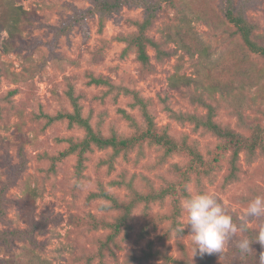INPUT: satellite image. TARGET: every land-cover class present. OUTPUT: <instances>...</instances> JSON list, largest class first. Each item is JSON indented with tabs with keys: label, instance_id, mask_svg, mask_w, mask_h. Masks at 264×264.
<instances>
[{
	"label": "rangeland",
	"instance_id": "rangeland-1",
	"mask_svg": "<svg viewBox=\"0 0 264 264\" xmlns=\"http://www.w3.org/2000/svg\"><path fill=\"white\" fill-rule=\"evenodd\" d=\"M91 6L88 0H0V229L14 230L8 234L11 246L0 244V264H178L171 260L206 258V264H259L264 246L252 241V251L241 254L236 244L255 240L264 224V217L246 215L249 200L264 196V58L243 43L221 0L161 2L146 34L164 53L148 45L147 65L128 46L134 22L146 10L121 5L102 29L97 15L88 16L85 36L76 16ZM234 7L264 46V0H234ZM91 77L113 87L90 83ZM70 87L93 129L118 138L145 128L122 88L136 91L157 131L166 130L180 148L165 155L164 147L143 141L112 158L111 148L93 147L78 174L76 153L57 156L67 138L81 139L84 130L68 128L65 120L47 124L44 117L72 110ZM208 105L217 125L255 142L252 152L240 151L232 177L231 141L187 117L205 120ZM185 145L199 154L198 161ZM101 190L114 201L90 196ZM195 193L214 194L234 222L252 233L238 231L220 254L193 255L189 226L182 234L176 229L186 219L183 200Z\"/></svg>",
	"mask_w": 264,
	"mask_h": 264
},
{
	"label": "trees",
	"instance_id": "trees-1",
	"mask_svg": "<svg viewBox=\"0 0 264 264\" xmlns=\"http://www.w3.org/2000/svg\"><path fill=\"white\" fill-rule=\"evenodd\" d=\"M91 2L92 6L88 8L84 13L80 14L79 16H76V22H78L82 29L85 36L88 35V25L86 23V17L88 16H98V25L99 29H102L104 27V20L106 17H108L111 13L115 12L121 5L125 4H131V5H138L143 7L146 10V14L144 16V19L142 21H135L134 25L136 26V32L133 36L129 38L128 46H133L136 51V58L142 65H147L150 61V56L147 51V46L150 45L154 47L157 51V53H164L161 52L157 44L147 36L146 32L149 29L154 17L155 12L158 9L161 2L168 1V0H159V1H153V0H88ZM222 4V11L224 14V17L226 20L231 23L237 33L240 35L241 40L246 45V47L253 53H258L264 58V46L258 44L253 36V26L252 24L244 17V15L235 10L234 7V0H221ZM90 83L94 84H104L110 87H113L112 84L101 77H91ZM175 82H172V84ZM123 92L126 95L131 96L132 107H137L139 111L141 112L142 117L144 118L145 122V128L142 131H139L130 137L127 138H118L116 135H111L109 137H104L100 135L98 132H96L89 119L84 117L82 115V107L80 102L78 101V96L74 95L73 89L70 87L67 91V96L70 100V104L72 106L71 111L66 112H59L55 115H47L44 114V117L47 119L46 123L51 124L58 120H65L67 122L68 128L73 127L74 125H77L81 127L84 130V135L81 139L74 140L72 137H69L66 139L68 146L66 149L59 154L57 157H64L72 153L77 154V163H76V171L79 174L82 167H83V161L85 160V154L90 151L93 147H97L99 149H106L111 148L112 154L111 157L114 158L120 154V152L123 149H128L133 146H135L138 143H141L143 141L148 142L149 144H155L159 145L161 147H164L165 149V155H171L178 151L180 148V145L174 141V139L169 135V133L164 130L162 132H158L155 128V122L152 114L148 110V103L147 101L139 95L136 91L129 90L128 88H122ZM14 90H11L9 94H13ZM208 107V113L205 120H201L198 117L194 115L187 116L188 119L196 121L197 124L203 125L208 130L212 131L215 135L221 138L228 139L230 143H232L231 146V166L232 169L229 173V177H232L234 175V170L236 169V162L239 157V153L241 150L246 149L248 152H252L255 147V142H248L247 139L239 135L238 133H235L227 128H221L219 125H217L213 121V108L211 106ZM120 113L129 121H131L132 125H136L133 116L129 114L125 109H120ZM184 149L189 152L193 159L198 161L200 159L199 154L191 147V146H184ZM111 184L119 183L116 181L110 182ZM129 188V186H128ZM161 193H165V191H162ZM160 195V194H159ZM188 195L185 192V196ZM91 197H103L108 200L114 201L113 196L104 191L101 190L98 193H92L90 194ZM156 195H147V196H140L144 197L145 199H152ZM132 202L127 204L125 206V213L120 217V220L117 224H115L114 233H117L120 228V224L124 221L127 212L129 211L131 207ZM3 219V208L0 204V222ZM238 221V220H235ZM239 223V222H237ZM240 225V224H238ZM245 232L252 233L251 230L246 226ZM14 235L13 231H6L3 229H0V244L4 245L6 247L11 246V240L8 236V234ZM110 237V236H109ZM178 264H206L210 262L209 258L204 259L202 262H196V263H189L186 261L181 260H171Z\"/></svg>",
	"mask_w": 264,
	"mask_h": 264
},
{
	"label": "clouds",
	"instance_id": "clouds-1",
	"mask_svg": "<svg viewBox=\"0 0 264 264\" xmlns=\"http://www.w3.org/2000/svg\"><path fill=\"white\" fill-rule=\"evenodd\" d=\"M182 208L186 213V219L183 227L177 228L176 231L182 234L185 225L189 226L188 236L193 245V255L220 254L232 236L238 231L246 230L244 223L238 226L234 222L233 217L214 194H190L183 200ZM246 215L256 218L264 217V196L256 195L249 200ZM252 241H258L264 246V224L260 225L255 240L242 238L237 242L236 247L241 254H246L252 251L250 247ZM258 262L264 264V251L260 252Z\"/></svg>",
	"mask_w": 264,
	"mask_h": 264
}]
</instances>
